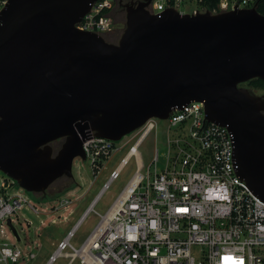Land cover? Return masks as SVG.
I'll return each instance as SVG.
<instances>
[{"label":"water","instance_id":"obj_1","mask_svg":"<svg viewBox=\"0 0 264 264\" xmlns=\"http://www.w3.org/2000/svg\"><path fill=\"white\" fill-rule=\"evenodd\" d=\"M95 1L7 0L0 12V170L46 198L59 179L74 180L93 135L120 141L202 102L229 131L237 177L264 202V94L241 87L264 81L258 5L152 14L153 0L126 4L123 34L109 43L77 27Z\"/></svg>","mask_w":264,"mask_h":264},{"label":"built area","instance_id":"obj_2","mask_svg":"<svg viewBox=\"0 0 264 264\" xmlns=\"http://www.w3.org/2000/svg\"><path fill=\"white\" fill-rule=\"evenodd\" d=\"M182 2L153 0L148 10L152 14L168 7L182 14L202 11L199 0H194L198 7L192 12L181 11ZM6 4L7 0H0V12ZM236 5L251 9L258 0H219L212 13L233 11ZM114 11L115 0H96L77 27L106 38L115 28ZM205 117L204 103L191 102L183 110L174 109L168 119H149L120 141L93 135L84 142L85 161L94 177L90 189L119 156L118 163L45 264H55L59 258L69 260L68 264H264V202L237 177L226 126ZM159 135L164 137L162 170L156 167L158 149L148 165L141 158L147 139L154 136L157 140ZM132 163L126 185L106 212L98 213L96 206L104 194ZM72 190L56 198L58 202L49 211L45 206L41 212L30 203L26 191L0 170V264L37 257L30 246L23 250L11 242V238L21 242L15 227L20 222L19 211L25 208L45 215L51 226L69 221L75 214L73 205L82 198L74 197ZM92 213L98 222L76 247L72 239Z\"/></svg>","mask_w":264,"mask_h":264},{"label":"rangeland","instance_id":"obj_3","mask_svg":"<svg viewBox=\"0 0 264 264\" xmlns=\"http://www.w3.org/2000/svg\"><path fill=\"white\" fill-rule=\"evenodd\" d=\"M197 7L198 6L194 2V0H183L181 4V11L192 12L194 9H197ZM114 17L116 21L115 28L114 31L107 36L109 39L114 38L117 35L121 37L126 26V11L123 15H120L119 13H117V11H115ZM245 87L251 90L256 95L264 94V88L254 89L248 84H246ZM164 125L165 122L162 121L160 123V127L163 128ZM163 138L164 137L162 135H159L158 139L156 140L154 136H151L141 147V158L146 165H148L149 161L152 159L154 150H159L160 160L156 166L159 170H162L165 167V149L163 147ZM118 158L119 156L107 166V169L102 173L98 181H96L91 189L89 187L94 180V177L91 173L89 162L80 158H76L74 160L73 175L77 186L71 192L75 193L74 197L79 196L82 198L73 205L72 208L75 211V214L70 216L69 221L61 222L58 225L51 226L50 220L47 219L45 215H37L25 208L19 211L20 222H16L15 227L17 228L19 235L21 236V242H15L13 238H11V242L21 247L23 250L26 247L30 246L32 251L37 254V257L32 261L20 260L17 263L9 262V264H45L49 256L55 251L59 240L67 236L68 232L76 224L81 214L85 211L93 198L96 196L103 183L105 182L109 171L112 169V167L117 165ZM133 167L134 166L132 163L129 167L126 168L122 177L112 185L111 189L107 193L104 194L101 201L96 206V211L98 213L104 214L106 212L108 207L112 204L114 199L128 182L130 178V172L132 171ZM62 186H64L63 182L53 184L47 191V195L49 197H47L43 201L39 200L42 195L35 196L28 192H26V195L28 196L32 205L38 207L41 212H45V206L49 211L50 206H53L58 202V199H53L50 196H54ZM98 219L99 218L97 217V215L95 213H92L86 219V221L82 223V225L76 232L75 237L72 239V244L76 247H80L86 240L94 226L97 224ZM42 220H44V224L41 223ZM28 222H31V225ZM46 225H50V227L48 228ZM34 242H36L35 245ZM68 262L69 260L59 258L55 264H68ZM74 264L79 263L76 262Z\"/></svg>","mask_w":264,"mask_h":264},{"label":"trees","instance_id":"obj_4","mask_svg":"<svg viewBox=\"0 0 264 264\" xmlns=\"http://www.w3.org/2000/svg\"><path fill=\"white\" fill-rule=\"evenodd\" d=\"M218 3H219V0H199L198 8L202 11L214 12L215 10H217ZM258 11L259 13L264 15V0H258ZM247 84L254 89L264 88V81L260 79L251 80ZM58 182H63L64 186H62L60 190L54 196H50L52 198H59L68 190H72L76 187L75 181L67 177H63L59 179L58 181H56L55 183H58Z\"/></svg>","mask_w":264,"mask_h":264},{"label":"flooded vegetation","instance_id":"obj_5","mask_svg":"<svg viewBox=\"0 0 264 264\" xmlns=\"http://www.w3.org/2000/svg\"><path fill=\"white\" fill-rule=\"evenodd\" d=\"M144 1H146V0H115V11H117V13H119L120 15H123L125 12L124 5L129 4V5L137 6L139 3H142ZM120 38L121 37L117 35L116 37L111 38V39H109L107 37V38H105V40L109 43H118ZM246 84L247 83L242 84L241 87H245ZM64 142H65V140L63 139V140H60L58 142L53 143V147L55 149V152H58L61 149Z\"/></svg>","mask_w":264,"mask_h":264}]
</instances>
